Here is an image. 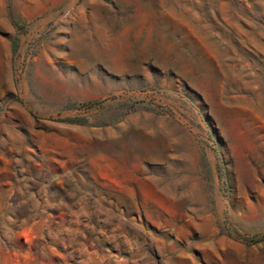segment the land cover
<instances>
[{
  "label": "rangeland",
  "instance_id": "374dc122",
  "mask_svg": "<svg viewBox=\"0 0 264 264\" xmlns=\"http://www.w3.org/2000/svg\"><path fill=\"white\" fill-rule=\"evenodd\" d=\"M0 264H264V0H0Z\"/></svg>",
  "mask_w": 264,
  "mask_h": 264
}]
</instances>
